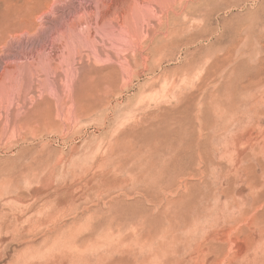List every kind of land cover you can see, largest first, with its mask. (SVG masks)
Masks as SVG:
<instances>
[{
    "label": "rangeland",
    "instance_id": "374dc122",
    "mask_svg": "<svg viewBox=\"0 0 264 264\" xmlns=\"http://www.w3.org/2000/svg\"><path fill=\"white\" fill-rule=\"evenodd\" d=\"M4 1L0 264H264V0Z\"/></svg>",
    "mask_w": 264,
    "mask_h": 264
},
{
    "label": "bare ground",
    "instance_id": "6f19581e",
    "mask_svg": "<svg viewBox=\"0 0 264 264\" xmlns=\"http://www.w3.org/2000/svg\"><path fill=\"white\" fill-rule=\"evenodd\" d=\"M1 1V0H0ZM2 1H4V0H2ZM4 3H7L6 5L9 7V6H11L12 5V0H7V2L6 1H4Z\"/></svg>",
    "mask_w": 264,
    "mask_h": 264
}]
</instances>
